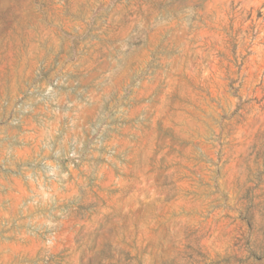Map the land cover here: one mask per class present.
Here are the masks:
<instances>
[{
	"label": "rangeland",
	"instance_id": "374dc122",
	"mask_svg": "<svg viewBox=\"0 0 264 264\" xmlns=\"http://www.w3.org/2000/svg\"><path fill=\"white\" fill-rule=\"evenodd\" d=\"M0 264H264V0H0Z\"/></svg>",
	"mask_w": 264,
	"mask_h": 264
}]
</instances>
